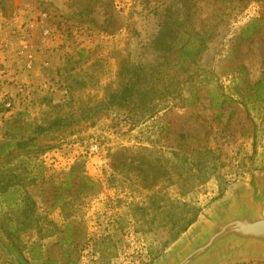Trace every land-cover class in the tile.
Returning a JSON list of instances; mask_svg holds the SVG:
<instances>
[{"label": "rangeland", "instance_id": "obj_1", "mask_svg": "<svg viewBox=\"0 0 264 264\" xmlns=\"http://www.w3.org/2000/svg\"><path fill=\"white\" fill-rule=\"evenodd\" d=\"M37 1L31 6L49 12L46 22L68 50L59 48L54 57L53 89L22 91L23 103L20 90H0V109L9 111L0 122V140L33 137L29 148L19 151L12 142L0 157V182L10 171L22 173L24 196L36 202L18 236L9 239L0 230L25 257L28 241L39 239L41 259H28L30 264H158L208 208L244 185L248 170L264 173V88L256 96L251 87L264 75V0ZM174 19L185 22L188 37L204 42L199 53L179 66L173 65L175 54L154 45L164 23ZM250 31L248 38L239 39ZM127 80L150 89L148 95L131 108L110 106L108 95ZM17 81L13 78L8 85L19 87ZM222 96L221 107L210 105ZM91 142L98 144L97 152L89 151ZM203 143L218 156L215 172L187 193L178 184L168 185L162 171L169 152ZM139 147L151 150L143 153L156 175L157 197L200 208L196 220L173 241H167V229L160 224L151 228L149 191L139 188L135 170L120 162L124 156L128 162ZM126 148L131 151L123 152ZM116 151L123 155L113 171ZM35 160L41 161L40 169L32 168ZM76 162L98 189L76 196L69 191L65 202L51 205L50 176ZM24 168L32 176L41 170L44 180L32 183ZM135 203L147 207L142 211L146 220L139 225L133 222ZM12 209H0V219L5 215L17 221L18 212ZM165 211L169 215L176 210L167 205ZM69 227L74 243L59 244ZM150 246L159 250L148 254ZM214 264H264V256L239 255Z\"/></svg>", "mask_w": 264, "mask_h": 264}, {"label": "trees", "instance_id": "obj_2", "mask_svg": "<svg viewBox=\"0 0 264 264\" xmlns=\"http://www.w3.org/2000/svg\"><path fill=\"white\" fill-rule=\"evenodd\" d=\"M243 30L245 31L246 28ZM252 32L253 31L243 33L239 39L248 38L250 35H252ZM187 33L189 32L186 30L185 22L174 19L170 23L168 21L164 23V25L159 30L156 40L154 41L155 47H160V51L175 54V57L173 58L174 66L182 65L184 62L192 59L196 53H199L203 48L204 42L201 38L188 37ZM251 87L256 88V96H259V87L264 88V75ZM149 91L150 89L140 88L137 84L127 80L123 83L122 87L118 91L108 95V104L118 108H131L137 100L145 98ZM224 100V96H222V98L218 101L212 99L210 101V105L212 107H221ZM57 122L58 119L54 123ZM32 138L33 137L29 136L16 141V149L21 151L29 148ZM126 151L131 150L126 148L123 152ZM123 152L116 151L112 154L113 171L117 170L118 166L116 165V159L120 155H123ZM133 152L134 156L128 162H125V158H127L126 156H124V159L120 162L122 164L127 163L124 166L135 170L134 176L138 178L137 180L139 183V188L149 191V207L152 210V214L150 216V223L152 224L151 228L153 229V226H158L157 224H160L159 226L167 229L169 236L167 241H173L196 220L200 208L189 206L186 203H182L168 197H164L162 200H160L157 197L158 190L156 189L155 184L156 175L152 173L149 156L143 153L145 152L150 154L151 150L147 147H139ZM169 153L170 156L167 157L168 164L163 168L162 173L165 174L166 178H168V185L178 184L180 190H182L184 193H187L189 190H191L197 183L204 182L210 174L215 172L217 167L215 160L218 158V156L215 155L214 148L207 145L206 143H203L197 148L190 149L189 151L176 150L170 151ZM31 164L32 168L38 167L39 169L42 165L41 161L37 160L33 161ZM78 165L79 163L76 162L70 166L68 170L60 171L50 176V179L53 180L50 187L51 190L49 192L51 195V205L54 206L57 202H65L68 198L67 194L69 191L73 196H76L78 193L89 194L90 192L98 189L97 182L91 176L86 174L81 168H79ZM122 170L123 169L120 168V171ZM22 171H24L26 178L30 176L32 183H34L37 179H42L41 181L44 180V174L41 170L36 176H32L31 172H25V168ZM154 171L158 172V169H155ZM174 176H178V178H180L182 180L181 182L183 183H178V180H176ZM23 180L24 177L22 173H12L10 171L9 175H7V179H3V181L0 182V209L13 206V212H18L16 217L17 221L11 222L10 218L5 217V215H3V217L0 219V226L9 239H12L13 236H18L20 231L27 228L30 216L35 208V200L24 196V192L26 191L24 189L25 184L23 183ZM167 205L176 211L168 215L169 212L167 213L165 211ZM68 207L70 208L71 205L69 204ZM132 207L135 211H138V213H135L136 216L133 218L134 224L139 225L143 223L146 220V217L142 214V211L147 207L141 205L140 203H135L132 205ZM161 211L166 212L165 216L160 215L162 218H164V220H162V218L159 216V212ZM69 222V225H71L73 220H69ZM68 230L66 234L58 240L59 244L65 243L70 245L71 243H74L75 238L70 232L71 228L69 227ZM38 240L39 239H32L28 241L26 245V251L28 252V256H26L27 259H41L42 253ZM20 250L23 253L21 248ZM158 250V247L150 246L148 248V254H152L154 251ZM70 261L75 263L76 259H70Z\"/></svg>", "mask_w": 264, "mask_h": 264}, {"label": "water", "instance_id": "obj_3", "mask_svg": "<svg viewBox=\"0 0 264 264\" xmlns=\"http://www.w3.org/2000/svg\"><path fill=\"white\" fill-rule=\"evenodd\" d=\"M18 138L0 140V157ZM239 255L264 256V173L248 170L244 185L205 211L194 229L158 264H214ZM30 264L0 230V264Z\"/></svg>", "mask_w": 264, "mask_h": 264}, {"label": "crops", "instance_id": "obj_4", "mask_svg": "<svg viewBox=\"0 0 264 264\" xmlns=\"http://www.w3.org/2000/svg\"><path fill=\"white\" fill-rule=\"evenodd\" d=\"M31 5L32 3L26 4L23 0H0V41L7 39L13 40V36L10 33L11 26H23V28H29L34 38V46L39 52L38 56H40L41 58H49L50 61L49 67L45 68L46 70L41 69L39 67H35L33 71L25 73V71H21L19 66L16 64V61L12 56V47L5 50L0 48V90H20L21 93L19 94V96H21L22 98L20 99V103H23L24 101L22 96L24 92L22 91H37L41 89L49 90L54 88V83L57 80V70H54L53 67V63L55 60L54 57L59 48H64L65 50H68V47L63 44L62 39H56L54 42H47L41 40V38L39 37L40 26L37 25L34 19L36 11ZM44 23L46 24L47 22ZM112 38H114L113 40H116L117 36L114 35L112 36ZM87 41H85V45L87 44ZM88 45H91V43H89ZM25 74H30V78L25 79L27 77V75ZM31 77H33V79H31ZM13 78L18 80L14 83L17 84L19 87H21L22 85L23 89L19 87L13 88L8 85L10 80H13ZM1 107L2 104L0 103V108ZM1 109L0 117H2L0 119V122L2 118H4L9 112L8 111L4 114Z\"/></svg>", "mask_w": 264, "mask_h": 264}, {"label": "built area", "instance_id": "obj_5", "mask_svg": "<svg viewBox=\"0 0 264 264\" xmlns=\"http://www.w3.org/2000/svg\"><path fill=\"white\" fill-rule=\"evenodd\" d=\"M25 3H33L36 0H23ZM49 18V12L44 9H40L36 12L35 22L39 25V37L43 41L54 42L57 38L59 39L61 35L55 28L50 25L45 24L46 20ZM11 35L13 40H3L0 41V46L3 49H9L12 47L13 57L23 71L30 72L33 71L35 67L41 69L48 68L50 65L49 58H41L38 56V51L35 48L34 38L30 32L29 28H23V26H11ZM5 107L11 106V101L7 100L4 102ZM90 152L98 151V144L91 142L88 146Z\"/></svg>", "mask_w": 264, "mask_h": 264}]
</instances>
